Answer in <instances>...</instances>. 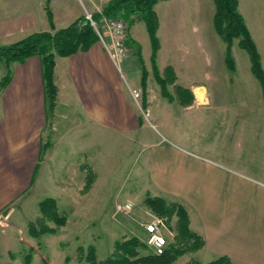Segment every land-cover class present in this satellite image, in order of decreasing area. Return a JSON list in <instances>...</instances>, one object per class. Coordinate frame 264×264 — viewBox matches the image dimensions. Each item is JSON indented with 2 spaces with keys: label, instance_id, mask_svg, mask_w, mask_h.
Listing matches in <instances>:
<instances>
[{
  "label": "crops",
  "instance_id": "obj_1",
  "mask_svg": "<svg viewBox=\"0 0 264 264\" xmlns=\"http://www.w3.org/2000/svg\"><path fill=\"white\" fill-rule=\"evenodd\" d=\"M85 1L101 13L109 0ZM84 5L83 0H0V45L66 27L83 15ZM208 6L203 0L158 1L155 58L149 32L132 33V23L122 71L99 40L89 50L56 55L55 121L60 136L78 130L75 151L90 159L96 177L87 194H96L102 205L107 189L96 164L100 138L121 136L122 150L133 161L126 197L150 195L183 204L191 229L205 241L202 263L228 255L233 264H264V80L248 57L245 71L239 57L234 68L227 64L226 42L214 25L216 5ZM238 10L257 42L258 30L242 0ZM190 34L197 44L188 43ZM11 69L5 87L6 65L0 74V264L16 262L34 246L24 230L35 221L28 214L41 215V200L59 202L76 191L69 181L76 175L66 177L64 161L53 167L45 152L50 107L40 56L15 61ZM134 88L142 90V106ZM86 175L83 171V182Z\"/></svg>",
  "mask_w": 264,
  "mask_h": 264
},
{
  "label": "rangeland",
  "instance_id": "obj_2",
  "mask_svg": "<svg viewBox=\"0 0 264 264\" xmlns=\"http://www.w3.org/2000/svg\"><path fill=\"white\" fill-rule=\"evenodd\" d=\"M83 1L85 2L83 15L86 14V11L94 14L92 6L85 0ZM203 1L205 3L208 1L211 9L215 8L214 0ZM242 2L246 8V14L252 26H255L258 30V41L256 44H258V50L262 53L264 59V0H242ZM206 8L205 6L204 10H206ZM160 12L162 16L169 15V11L161 10ZM131 30L132 33L137 32L138 35H148L146 24L142 19L135 20ZM190 36L192 37L188 43L195 42L197 44V37L191 34ZM238 41L239 38L234 40L235 43H233L231 47V57L233 60L234 57H239L240 71H242L241 68L245 71V57H248L250 62L251 58L249 53L238 44ZM145 49L146 47L144 45V50ZM5 65L6 64L0 60V74L1 72H5ZM6 74L7 73H5V75ZM49 109V135L47 133L45 134L46 140L48 139L45 152L50 153L53 167H57L58 163L61 164L64 161L66 168L62 171H64L66 177H68V172H72L76 175L75 181L73 180L74 178H69L72 189L76 191H73L70 196L63 195L64 197L60 198L59 202H57L60 213L64 214L67 218L66 224L57 226L55 222L48 220L47 223L52 227H56L57 232L44 233L39 237L32 236L29 238L28 231L24 230V236L29 238L34 246L27 248L25 251V253H27L25 255L18 256L16 262L9 264H24L25 257L29 253L31 254V264H86L84 257L89 247H93L97 258L102 260L112 254L114 251V244L117 240L133 236L138 237L139 240L146 245L144 241L147 232L144 224L154 218L156 214L145 203V199L148 195L143 200L129 199L125 195L124 188L129 182V179L133 178V170L131 168L133 161H131V156L128 157L129 154L122 150V137H101L104 140L100 138L102 144H99V146L102 148L97 151L98 161L96 164L98 166L100 182L104 183L107 189V193L104 195L105 197H103V202L106 205H102V201L96 198V194H87L91 186L90 184V186L86 187L87 175L85 182H83V171L88 174L91 165L90 159H87L85 154H79L75 151V143H77L75 141L77 140L74 138V133L78 130L72 129L66 136H60L58 131L62 130L57 128L58 126L54 115L55 107ZM65 146L70 147L65 148ZM88 156L89 154L87 153V157ZM81 165L83 167L79 169ZM55 176L57 177V175ZM95 178L94 174V180ZM52 180L58 181L56 179ZM47 186L51 189L54 188L50 183H48ZM48 192L56 194V190L55 192L52 190ZM105 198H107L108 203H106ZM125 202H130L132 204V209L129 212L117 210L116 205ZM28 218H34V220H36L38 217L35 218V215L31 213L28 214ZM9 221H13V218L9 219ZM176 222V215H174L172 219H169L168 226L171 231H168L167 234L172 242H175L176 231L174 227L176 226ZM180 246L183 247L185 245L180 244ZM201 249L202 248L184 252L179 255L172 264L202 263V261L206 259L202 257L203 253ZM140 251L142 254L153 253L152 249L147 245L146 247H140Z\"/></svg>",
  "mask_w": 264,
  "mask_h": 264
},
{
  "label": "trees",
  "instance_id": "obj_3",
  "mask_svg": "<svg viewBox=\"0 0 264 264\" xmlns=\"http://www.w3.org/2000/svg\"><path fill=\"white\" fill-rule=\"evenodd\" d=\"M160 0H109L102 9V12H94L93 16L100 21L101 16L124 17L129 26L136 20L142 19L149 32L152 47L153 59L159 48L157 37L158 17L155 11V4ZM216 11L214 25L227 43V64L234 68V61L231 57V47L236 38H239V45L245 49L251 58L252 69L255 74L264 80V73L261 63V55L257 44L253 39L248 25L242 13L238 10V0H214ZM52 22V14L49 11ZM99 40L94 27L85 15L80 16L66 27L52 30L35 31L22 39L0 45V60L6 64L7 74L2 79L1 86L5 87L12 74L11 64L15 61L21 62L33 55H39L42 63V73L45 86V94L49 107L54 108L57 101L58 87L55 81V57L56 55L68 56L79 50H89ZM161 80L160 76L158 75ZM145 78V76H143ZM94 180L92 169L87 174L86 187ZM146 205L158 216H168L172 219L177 216L175 242H172L162 253L142 254L140 247H146L138 237L117 240L114 244V251L105 259L99 260L95 249L89 247L85 255L86 264H172L179 255L188 250H197L205 244L203 237L193 231L190 227V219L187 208L179 202H167L165 199L148 195L145 199ZM39 209L41 215L30 222L28 232L33 237H39L44 233L57 232L56 227L50 226L47 221H53L57 226H63L67 222L64 214H61L57 200L47 197L40 201ZM178 243V245H177ZM185 245L183 247L180 246ZM31 254H27L24 264H31ZM191 264H233L228 255H220L207 263L193 262Z\"/></svg>",
  "mask_w": 264,
  "mask_h": 264
},
{
  "label": "built area",
  "instance_id": "obj_4",
  "mask_svg": "<svg viewBox=\"0 0 264 264\" xmlns=\"http://www.w3.org/2000/svg\"><path fill=\"white\" fill-rule=\"evenodd\" d=\"M85 16L94 27L99 36V41L103 44L118 70L122 71V60L129 53L127 44L128 21L121 16H107L104 14L101 16L100 21H97L93 14L88 11H86ZM132 94L137 104L142 106V90L134 88ZM116 208L121 212H129L132 209V204L130 202L118 203ZM168 224V216L158 215L144 224L147 232L144 242L152 249L153 253H162L172 243L167 234L168 231H171Z\"/></svg>",
  "mask_w": 264,
  "mask_h": 264
}]
</instances>
